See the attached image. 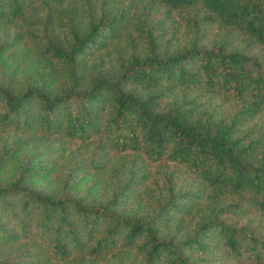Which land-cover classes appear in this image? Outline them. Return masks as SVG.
I'll list each match as a JSON object with an SVG mask.
<instances>
[{"label":"trees","instance_id":"16d2710c","mask_svg":"<svg viewBox=\"0 0 264 264\" xmlns=\"http://www.w3.org/2000/svg\"><path fill=\"white\" fill-rule=\"evenodd\" d=\"M0 127V264H264V0H0Z\"/></svg>","mask_w":264,"mask_h":264},{"label":"rangeland","instance_id":"374dc122","mask_svg":"<svg viewBox=\"0 0 264 264\" xmlns=\"http://www.w3.org/2000/svg\"><path fill=\"white\" fill-rule=\"evenodd\" d=\"M28 132H23V133H18V135H21V136H27ZM7 139V141H12L13 138H14V132L12 130H9V129H4L2 127H0V148H1V144H2V141L1 139ZM19 159H21L20 156H14L12 158V160L10 161V168L12 167V165H14ZM62 168L60 167H57L56 170L51 174L49 175V177L45 180L44 178L40 179L38 181L39 186H43L45 189H48L49 187L52 188V189H55V188H58V185H59V174H60V170ZM89 180V179H88ZM88 180L84 181L83 183L85 182H88ZM82 183V184H83Z\"/></svg>","mask_w":264,"mask_h":264}]
</instances>
